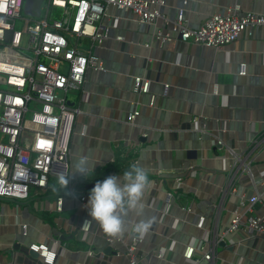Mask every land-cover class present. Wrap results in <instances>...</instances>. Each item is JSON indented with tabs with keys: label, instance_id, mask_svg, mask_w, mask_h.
<instances>
[{
	"label": "crops",
	"instance_id": "1",
	"mask_svg": "<svg viewBox=\"0 0 264 264\" xmlns=\"http://www.w3.org/2000/svg\"><path fill=\"white\" fill-rule=\"evenodd\" d=\"M183 1L166 0L164 17L154 24L140 23L131 10L108 7L102 21L108 39L95 50L107 70L87 72L86 100L82 93L72 95L79 112L64 174L81 155L95 169L88 177L73 172L65 189L54 175L47 189L24 200L0 198V264H47L29 248L34 243L57 252L53 264H130L125 243L138 234L127 225L149 218L138 249L141 264H264V235L228 232L235 211L243 210L242 194L264 191V26L221 48L155 41L156 31H171L170 20ZM237 4L264 15V0H192L185 16L198 27ZM138 76L150 81L147 93L135 90ZM134 109L140 114L130 122ZM133 163L150 180L144 210L141 216L128 213L125 231L118 234L123 241L112 248L111 235L94 220L89 232L81 231L91 217L80 196L88 201L97 181L122 175ZM255 208L264 215L262 203ZM201 241L205 250L185 258L187 246ZM90 249L96 253L89 255ZM208 251L214 254L211 262L204 259Z\"/></svg>",
	"mask_w": 264,
	"mask_h": 264
},
{
	"label": "built area",
	"instance_id": "2",
	"mask_svg": "<svg viewBox=\"0 0 264 264\" xmlns=\"http://www.w3.org/2000/svg\"><path fill=\"white\" fill-rule=\"evenodd\" d=\"M190 1L184 0L177 17L170 20V32H155V41L167 44L180 39L221 48L237 41L243 32L253 34L257 27L264 26L263 14L237 4L191 27L185 16ZM165 5L166 0H48L47 4L44 0L41 15L36 17L25 12L26 0H0V198L24 200L36 190L47 189L52 176L64 174L73 118L79 112L71 104L72 95L82 93L86 100L87 72L107 70L95 50L108 39L102 23L108 7L131 10L140 23L154 24L164 17ZM56 8L59 13H55ZM149 86V80L136 77V91L147 93ZM139 114V109L132 110L130 122ZM171 197L168 192L167 198ZM80 201L86 203L87 196L81 195ZM56 202L61 211L63 196ZM257 203L264 207V191L242 194L243 210L235 211L228 232L248 230L264 235V215L257 213ZM203 222L201 218L198 225ZM91 225V219L83 220V234ZM52 240L61 243L58 238ZM119 241L123 240L118 235L107 238L112 248ZM142 242L143 237L138 235L125 243L130 264H141L138 249ZM29 248L38 252L45 263L55 262L57 252L48 245L34 243ZM196 249L205 250L203 241L198 246H187L185 258L193 259ZM164 251L161 247L158 255L163 256ZM95 253L91 249L88 252ZM204 259L213 261V252H205Z\"/></svg>",
	"mask_w": 264,
	"mask_h": 264
},
{
	"label": "clouds",
	"instance_id": "3",
	"mask_svg": "<svg viewBox=\"0 0 264 264\" xmlns=\"http://www.w3.org/2000/svg\"><path fill=\"white\" fill-rule=\"evenodd\" d=\"M95 169L88 157L81 155L73 160V166L67 175H58V184L65 189L73 172H79L88 177ZM150 185L148 173L143 166L133 163L122 175H109L102 181H97L90 190L87 208L91 217L101 229L110 235H118L125 231V217L133 212L141 216L144 210L142 197ZM53 190H56L55 188ZM152 219H140L129 223L127 229L133 234L143 236L149 230Z\"/></svg>",
	"mask_w": 264,
	"mask_h": 264
},
{
	"label": "water",
	"instance_id": "4",
	"mask_svg": "<svg viewBox=\"0 0 264 264\" xmlns=\"http://www.w3.org/2000/svg\"><path fill=\"white\" fill-rule=\"evenodd\" d=\"M44 0H26V8L25 12L27 14L39 17L41 15V5ZM66 168L63 170L64 173H66ZM31 253L35 254L34 251H31Z\"/></svg>",
	"mask_w": 264,
	"mask_h": 264
},
{
	"label": "rangeland",
	"instance_id": "5",
	"mask_svg": "<svg viewBox=\"0 0 264 264\" xmlns=\"http://www.w3.org/2000/svg\"><path fill=\"white\" fill-rule=\"evenodd\" d=\"M47 2H48V0H45V4H47ZM56 11H57V10L55 9V13H56Z\"/></svg>",
	"mask_w": 264,
	"mask_h": 264
},
{
	"label": "trees",
	"instance_id": "6",
	"mask_svg": "<svg viewBox=\"0 0 264 264\" xmlns=\"http://www.w3.org/2000/svg\"><path fill=\"white\" fill-rule=\"evenodd\" d=\"M16 200V199H15ZM16 201H18V200H16Z\"/></svg>",
	"mask_w": 264,
	"mask_h": 264
}]
</instances>
